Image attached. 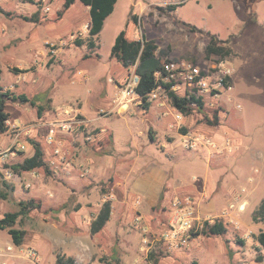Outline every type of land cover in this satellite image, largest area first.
Wrapping results in <instances>:
<instances>
[{"label":"rangeland","instance_id":"obj_1","mask_svg":"<svg viewBox=\"0 0 264 264\" xmlns=\"http://www.w3.org/2000/svg\"><path fill=\"white\" fill-rule=\"evenodd\" d=\"M63 2L0 0V84L4 90L29 99L8 100L6 105L9 119L7 129L0 133V152L10 146L18 131V140L28 149L14 154L8 151L5 159H0V217L19 210L20 201L32 200L34 204L14 224L24 232L19 245L12 242L6 228L0 229V264H59V257L63 262L72 259L71 264H261L255 255L264 250H256V235L264 230V222H254L252 214L264 198V0H117L93 49L86 46L88 8L75 0L64 9ZM179 3L174 11L167 9ZM132 15L137 17L136 24ZM122 29L130 39L143 33L152 40L161 60H210L215 55L204 51L207 33L227 39L225 45L233 53L224 57L234 69L229 87L205 97L200 108H192L180 120L172 114L165 129L159 130L149 118L153 114L163 123L171 110L168 99L157 104L158 111L142 104L134 111L116 110L117 85L127 74L134 79L133 66L124 68L110 57L114 38ZM76 39L83 44L76 45ZM50 57L53 61L48 63ZM14 67L20 71H13ZM133 102L125 100L123 104ZM74 114L88 124L59 134L62 148L69 150L66 160L45 161L48 172L43 168L12 169L27 150H34L33 142L52 154L53 144L46 141L48 124ZM148 127L154 142L147 137ZM187 138L189 145L185 146ZM79 143L100 146L98 151L107 153L101 160L97 158V173L114 177L92 182L84 191L92 193L85 204L99 209L109 200L113 218L116 204L109 187L113 181L125 180L127 184L136 178L133 188L147 195L148 186L156 180L147 175L155 169L165 170L166 182L155 205L164 216L160 223L137 213L142 198L133 192L130 197L122 195L129 207L116 235L109 227L107 234L100 233L94 240L81 236L83 231L69 234V217L81 203L76 188L56 175L52 165L58 163L60 174L70 167ZM44 156L47 158L46 153ZM87 167L79 166L80 177L87 175ZM4 168L11 170L12 178L4 177ZM47 182L58 195H47V189L44 195L34 187ZM184 196L194 201L197 216L222 221L226 232L194 236L185 246L163 241L171 202ZM142 206L148 207L144 196ZM136 217L139 224H135ZM144 236L149 243L142 249ZM29 248L37 252L36 259L26 255ZM123 249L132 255L122 256Z\"/></svg>","mask_w":264,"mask_h":264},{"label":"trees","instance_id":"obj_2","mask_svg":"<svg viewBox=\"0 0 264 264\" xmlns=\"http://www.w3.org/2000/svg\"><path fill=\"white\" fill-rule=\"evenodd\" d=\"M75 0H64V9L68 8ZM83 5L88 7L89 16V29L88 38L86 40V46L88 49H93L96 46L95 40L101 31L104 21L108 15H110L114 9V5L117 0H80ZM179 4H172L167 7L169 11H174ZM33 20H36L35 16ZM131 20L136 24V15L131 16ZM188 24V23H187ZM192 30H196L194 25H191ZM199 30V29H198ZM201 31V30H199ZM209 36L208 42L205 45L204 51L207 55H219L226 56L232 53L231 48L227 45V39H220L213 34L207 33ZM76 45L83 44L82 40L76 39ZM157 46L152 40H149L141 33L139 39H130L127 37L125 30H120L114 38V42L110 48V57L115 58L124 68H128L135 64L134 72L138 76V81L135 85V92L145 99L146 94L157 86L158 80H156L154 73L161 67V59L156 54ZM53 59L50 57L48 63H51ZM13 71H20L18 68H12ZM167 88L166 95L170 104L175 107L183 115L188 114L192 108L187 106L188 101L194 100V96H191L190 100L186 97L179 96L174 91L170 90V83L164 84ZM228 86V83L226 84ZM28 101L29 99L24 94H14L10 90H4L0 84V132H4L7 129V120L9 119V112L6 109L7 101ZM197 108L202 106L200 99L195 100ZM33 103V101H31ZM143 107L146 108L148 103L144 102ZM40 107L38 106L37 115H40ZM150 135V132H149ZM150 137H152L150 135ZM33 153L30 156H25L20 162L12 165V169L15 171H31L38 168H43L44 172L47 171V163L44 160V152L42 148L33 142ZM34 207L33 201H20L19 210L7 211L0 217V229H7L11 236L12 242L15 245H19L23 240L24 232L21 229L15 228L17 218L20 215H24ZM110 201L106 200L102 203L95 218L90 222L89 231L92 234L99 232L110 217ZM252 220L254 222H264V198L260 201L259 205L254 209L252 214ZM226 232V225L222 221H213L212 223L205 222L201 230L202 235H221ZM256 241L259 248L264 250V230H261L256 235ZM239 243H243L242 239H238ZM152 257V253L150 254ZM255 260L261 264H264V253L257 252ZM68 261V262H67ZM63 262L61 257L57 259L59 264H71L72 259H67Z\"/></svg>","mask_w":264,"mask_h":264},{"label":"built area","instance_id":"obj_3","mask_svg":"<svg viewBox=\"0 0 264 264\" xmlns=\"http://www.w3.org/2000/svg\"><path fill=\"white\" fill-rule=\"evenodd\" d=\"M45 10H49V6H46ZM84 28L89 29V25H84ZM131 66H133L134 79L128 76L130 74L122 78V83L117 85L119 93L114 99L116 104H123L125 100L128 102L134 100L139 105L144 102L164 104L163 98L168 99L166 95L167 88L164 84L170 83L169 89L179 96L186 97L188 100H190L191 96H194V100L188 101L187 106L190 108L198 107L195 100L200 99L203 103L205 97L210 96L211 93L219 94L229 87L226 84L233 71L231 62L224 56L219 55L212 56L210 60L196 63L184 59L166 58L161 60L160 69L154 73L156 80H158L157 86L146 94L145 99H142L134 89L138 81V76L134 72L135 64ZM170 106V111L172 113L174 111L173 116L175 120L182 119L183 113L171 104ZM86 124H88L87 121L76 118V114L56 119L48 124L46 141L49 144H53L52 154L58 161L66 160L69 156V150L62 148L63 144L59 138V134L72 132L78 126H85ZM19 133L18 131L10 146L0 152V159H5L8 151L10 154H14L17 150L24 148V143L18 140ZM206 139L208 141V138ZM184 145H189L188 138L185 140ZM225 146L230 148L229 141H226ZM3 174L6 179L13 177V173L8 168H4ZM138 201L139 198L136 199V202ZM213 221H215L213 218L208 217L202 220L195 214L194 201L189 196L176 197L171 202L167 228L162 232L161 239L175 244V246H185L190 241V238L200 235L199 231L205 222L212 223ZM135 224H139L138 217L135 218ZM148 243V238L144 236L142 239V249ZM25 253L34 259L38 256L33 248L27 249Z\"/></svg>","mask_w":264,"mask_h":264},{"label":"crops","instance_id":"obj_4","mask_svg":"<svg viewBox=\"0 0 264 264\" xmlns=\"http://www.w3.org/2000/svg\"><path fill=\"white\" fill-rule=\"evenodd\" d=\"M109 16L110 15H108L106 17V19ZM140 37H141V35H140ZM140 37H135L132 39H139ZM231 50H232V48H231ZM232 53H233V51H232ZM233 71H234V69H233ZM132 101H134V100H132ZM113 102H114V99H113ZM129 102H131V101H129ZM114 105H116V107ZM113 107H115L116 110H122L124 112H127V111H134L135 109H139V107H141V106L138 103H136V101H134L133 103H130V105H128V104H116V102H114ZM146 108L150 111L153 109L158 111L157 109H160L157 106V104H151V103H148ZM77 110L82 114V112L78 108H77ZM112 110H114V109H112ZM167 113L169 115H168V117H166V119L163 121V123L161 121H158L157 119L155 120L154 115L151 114L150 115L151 117L149 118V120H150L149 123H153L154 125H156L159 130L161 128L165 129L166 128V127L164 128V126H166L165 123H167V122L171 121V119H173L172 111H169ZM144 120H146V118ZM147 120H148V118H147ZM184 123H186V122H184ZM94 126H99V125H94ZM108 129L112 132V137H113L114 135H113L112 129H110V128H108ZM149 132H150V135L152 137H150ZM0 133H2V132H0ZM147 137L151 142L155 141V137L153 136L152 129L150 127H148V129H147ZM23 149H28V145L24 144ZM48 149L49 148L46 147L47 152L45 150L43 151L44 155L46 153V156H47V158L44 156V160L49 161V162L51 161V163H52L54 160H56V158L54 156H52V154L49 152ZM99 149H100V146L96 148V147H92V146L87 145V144L79 143V144H77V147H75L76 155H74V158L71 161V164L69 165L70 167L62 169L61 174H60V172H59L60 168L57 167L58 163H55L56 165H52V167H53L52 171H54V173L56 175L61 176L63 179H65L67 184H70L73 186V188H76V192H78L76 194L78 197L77 201H78V203L79 202L81 203V205L75 210V213H73L69 217V222L71 225V226H69V234L83 231V233H85V235H81V236L93 237V240H94V237L97 238L98 234H100V233L107 234V232H106L107 227L111 228L112 234H115V235L117 234V233H115V231H116V229L121 227V225L123 223V219L126 217V215L128 213L127 209L129 207V202L126 201V199H121L122 195H124L126 193V196H129L133 192L135 194L138 192L137 189L133 188V184H134V187L137 186L136 181L138 179H136V178L132 179L131 181H126L128 185L124 183L125 180L123 182L122 181H115V182L113 181L111 186H109V187H110V190L112 191V193L115 197V199H114L115 204H116L115 216H114V218L112 216H110L108 221L105 223V225L103 226V228L99 232L92 234L89 231L90 222L95 218L99 209L92 207V206H86L85 203L90 201V199H88V196L90 197L92 195V193L84 192V191L86 190V188L89 187V185L92 182H101V181L105 182L109 177L113 176V175H110V176H106V177H101L99 175V173H97V166L99 164V160L97 158H100V160H101V157L104 158L107 155L106 152L100 153L98 151ZM27 151H28L26 153L27 155H25V156L32 155V153H33L32 150H27ZM96 155H98V156H96ZM83 164L88 165V167H87L88 172H87V175L85 177H80L79 173H78L79 172V166L83 165ZM151 174L154 176V178L156 180L153 181L152 183H151V180L149 181L151 184H150V187L148 186V188H147V195H143L144 190L143 191L140 190L138 192L142 199H143V196H144V198H146L148 207L142 206V199H141V202L138 206L137 213L141 214L142 217L144 216L145 218H147L149 222H155V223L159 224L160 220L164 216L161 213H158V211L155 209V205L158 201L162 187L166 182V171L161 170V169H155V170H153V172H150L147 175L148 179H151ZM38 184H40V183H38ZM38 184L34 185V183H31V185H34V187L37 188V190L41 191L42 194H44V190L47 189V190H50V192L46 193L47 195H50V194H51V196L52 195H54V196L58 195L57 190L55 191L54 187H52L50 183H48V182L42 183L40 186ZM170 185H171V183H170ZM168 192H169V190H168ZM46 194H44V195H46ZM56 200H59V199L57 198ZM91 200H93V199L91 198ZM88 217H89V219H87L86 221L83 220V218L85 219ZM161 226H163V225L161 224ZM79 242L82 244L81 240ZM131 255H132V253L130 250H128V249L122 250V256L130 257Z\"/></svg>","mask_w":264,"mask_h":264}]
</instances>
